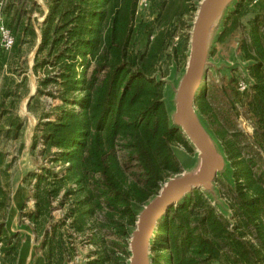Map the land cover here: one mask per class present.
Segmentation results:
<instances>
[{
  "label": "trees",
  "instance_id": "16d2710c",
  "mask_svg": "<svg viewBox=\"0 0 264 264\" xmlns=\"http://www.w3.org/2000/svg\"><path fill=\"white\" fill-rule=\"evenodd\" d=\"M191 1L150 0L152 18L143 19L135 16L138 0H43L46 14L35 0H5L0 13L14 45L9 52L0 50V137L15 140L23 131L15 113L16 104L28 94L23 46L31 51L40 39L31 68L36 95L28 110L43 96L60 102L50 112L41 109L29 153L40 146L37 154L44 163L23 179L34 207L24 211L23 206L20 218L28 220L43 264L71 261L76 249L69 230L83 235L98 225L109 227L126 240L127 249L138 213L163 183L180 173L182 164L173 146L192 148L169 119L166 86L158 73L165 59L172 65L178 59L176 47L167 51ZM250 2L234 3L218 40L241 25L250 13ZM33 14L44 20L39 22ZM261 18L256 15L248 21L240 51L250 61L254 81L247 113L257 143L264 145ZM168 71L172 77L175 66ZM196 107L202 120L210 114L201 96ZM209 131L233 172L234 198L226 205L232 224L226 220L225 208L213 207L209 196L194 191L158 225L151 245L153 264H264L262 174H253V161L240 157L225 128ZM2 158L0 153V164ZM55 202L65 211L57 223H53ZM9 205V194L0 185L3 261L14 264L22 237L5 228ZM95 255L88 264H104L108 259L101 250Z\"/></svg>",
  "mask_w": 264,
  "mask_h": 264
},
{
  "label": "rangeland",
  "instance_id": "374dc122",
  "mask_svg": "<svg viewBox=\"0 0 264 264\" xmlns=\"http://www.w3.org/2000/svg\"><path fill=\"white\" fill-rule=\"evenodd\" d=\"M38 1L41 4L42 10L46 12V7L43 3V0ZM139 1L140 0H138L137 3L135 16L137 18L151 19L152 17L149 11L150 0H148V5L146 8L140 6ZM200 2L192 0L190 3L191 5L189 13L186 14L185 17L181 19V22L177 24V33L174 36L173 44L167 51L171 53L173 47L178 49L179 54L176 63L172 65V62H169L167 59H165L161 64L160 71L158 73L160 81L166 86L165 101L167 106H169L170 121L174 111V90L176 89L186 67L189 53L190 33ZM235 2H233L227 8V10L222 14L220 20L216 22V29L210 36L206 76L197 94V98L201 96L211 108L209 115L205 116L203 120L201 117H199V119L205 130L212 137L217 149L226 160L224 172L218 175L215 180L212 196H207L210 197L211 205L213 207L226 209V212L228 213L226 220H228L230 224H232L230 219L231 211L226 207V205H228L229 201L234 198L235 183L234 177L232 176L233 172H231L232 170L229 169V162L225 152L223 151V148L209 131V128H212L213 131H215L218 126L225 128L228 138H230L235 143V147L237 148L240 157L245 160L253 161L254 164L252 166V172L256 177L262 174L261 178L262 182L264 183V145L257 143L256 137L254 136L255 128L246 109L254 81L249 73L250 61L246 60L243 53L240 51V44L243 39L247 37L248 21H250L256 15L261 16V19L264 21V0H251L248 7L250 13L241 19V25H239L231 35L227 36L223 40H218L224 20L229 11L232 10ZM1 16L2 15L0 13V17ZM37 18L39 22L43 21V17L37 16ZM3 21L5 23L4 18ZM262 28L264 29V27ZM35 48L30 51L28 46H23V51L26 53V66H28V93L31 90L32 84L37 86L36 78L31 70ZM22 60H24V58ZM174 66L175 73L171 77L168 70L169 68H174ZM5 72L3 71L2 74L4 75ZM239 81L245 82L248 86L246 94L243 96V98L237 97L235 91V85ZM0 82L2 84L1 76ZM19 92H22L21 88L19 89ZM35 95L31 99H33ZM26 97L27 96L19 100L15 109V113L23 122V131L21 136L15 140L0 137V153L3 155L2 162L0 164V185H2L7 190L10 201L11 196L15 192H26L27 195H29V189L23 182L24 176L28 172L36 171L37 168L44 163L41 157L37 154L38 150L41 148L40 146L37 148V152H35L33 155L29 153L32 136L38 123V117L40 115L41 109H44L45 112H50L53 107L60 104L57 99H51L43 96L38 98V105H35V103L31 105L32 111L28 110V105L30 103L29 101L27 104V110L25 111L24 100ZM34 108L35 110H33ZM195 108L197 111L196 103ZM189 146L191 147L190 144ZM173 149L177 153L182 164L180 167V173L191 171V169L194 168L197 163V154L195 150L193 148L192 150H185L178 144H174ZM45 165L49 166L48 163H45ZM55 169L58 171L60 167H56ZM213 198L216 199L217 202L214 203ZM33 204L34 202L32 200L26 199L25 204H22V207L25 206L24 211L32 210L34 207ZM54 206L53 223H57L64 218L65 211L60 209V207L56 205V202L54 203ZM216 212H218V215L221 214L218 209ZM20 220L23 223L29 224L28 220L25 218H20ZM94 233L97 235L92 238ZM69 234L73 235V239H71V241L73 242L74 240L76 253L71 261H69L67 264H88L90 261L96 258L95 254L100 250L103 254H107L108 256V259L104 264H128L130 256L128 243L131 232L129 234V238L127 239V249H125L124 244L126 240L121 239L120 236L118 237V234L115 233L114 230L109 229V227L103 226V228H101L98 225L95 230L93 229L92 231H86L83 235H76L71 230H69ZM20 236L22 237L23 235L20 233ZM155 237L153 238V241L155 240ZM247 238L249 241H252V237L248 236ZM126 250L128 257L125 253ZM150 257L151 264H153L152 252Z\"/></svg>",
  "mask_w": 264,
  "mask_h": 264
},
{
  "label": "water",
  "instance_id": "95a60500",
  "mask_svg": "<svg viewBox=\"0 0 264 264\" xmlns=\"http://www.w3.org/2000/svg\"><path fill=\"white\" fill-rule=\"evenodd\" d=\"M235 1L201 0L199 4L190 33L186 67L174 90V111L171 116L172 125L181 131L195 150L197 163L191 171L169 178L138 213L128 243V264H151V243L158 225L169 210L177 207L194 191H202L212 196L215 180L225 170L226 160L203 127L195 103L206 76L210 36L216 29V22ZM39 43L40 40L34 54ZM35 93L36 89L26 97L25 111ZM213 201L217 202L216 199Z\"/></svg>",
  "mask_w": 264,
  "mask_h": 264
},
{
  "label": "crops",
  "instance_id": "0c3cea01",
  "mask_svg": "<svg viewBox=\"0 0 264 264\" xmlns=\"http://www.w3.org/2000/svg\"><path fill=\"white\" fill-rule=\"evenodd\" d=\"M35 1L41 7L40 2L38 0ZM33 18H37V14H33ZM39 40L40 39H38V41ZM34 89H36V86L35 84H32L31 90L29 91L28 95ZM24 101H26V99ZM28 197L29 195H27L26 192H15L11 196L10 205L4 218L5 228L9 234L21 233L23 235L21 240V246L14 264H43V258L41 257V254L39 255V253H37L35 250L36 244L31 228L29 227L28 223L21 222L19 218V214L22 209V204H25V201L26 199H28ZM3 264H6L5 259L3 261Z\"/></svg>",
  "mask_w": 264,
  "mask_h": 264
},
{
  "label": "built area",
  "instance_id": "2783aa9c",
  "mask_svg": "<svg viewBox=\"0 0 264 264\" xmlns=\"http://www.w3.org/2000/svg\"><path fill=\"white\" fill-rule=\"evenodd\" d=\"M5 0H0V10L2 6L4 5ZM139 5L146 8L148 5V0H140ZM14 45V39L9 31V29L6 27L3 16L0 17V50L4 52H9ZM248 89V86L245 82L239 81L235 85V91L237 94V97L243 98V96L246 94V91ZM3 243L0 241V264H3Z\"/></svg>",
  "mask_w": 264,
  "mask_h": 264
},
{
  "label": "bare ground",
  "instance_id": "6f19581e",
  "mask_svg": "<svg viewBox=\"0 0 264 264\" xmlns=\"http://www.w3.org/2000/svg\"><path fill=\"white\" fill-rule=\"evenodd\" d=\"M26 102V101H25Z\"/></svg>",
  "mask_w": 264,
  "mask_h": 264
}]
</instances>
